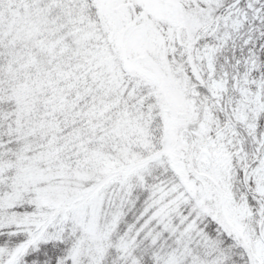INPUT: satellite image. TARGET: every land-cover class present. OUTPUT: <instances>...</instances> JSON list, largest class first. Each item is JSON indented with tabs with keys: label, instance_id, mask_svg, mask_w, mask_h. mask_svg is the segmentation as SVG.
<instances>
[{
	"label": "rangeland",
	"instance_id": "1",
	"mask_svg": "<svg viewBox=\"0 0 264 264\" xmlns=\"http://www.w3.org/2000/svg\"><path fill=\"white\" fill-rule=\"evenodd\" d=\"M95 1L101 16L115 21L110 31L117 33L114 41L121 51L120 62L139 72L141 90L165 117L160 124L172 119L175 128L169 150L176 142L183 161L173 169H188L183 182L245 239L252 264H264V0H117L115 8V0ZM53 23H57L55 16L46 12L29 22L22 28L23 44L17 50L7 47L0 37V66L6 62L0 74L12 78L9 61L17 60L15 67L20 69L30 66L27 64L37 55L42 57L41 64L49 63L41 70L50 84L66 80L73 62L88 57L91 48L77 42L72 29L66 39L61 38L64 34L57 38L56 33L52 43L50 34L41 38L40 32ZM63 60L65 66L55 73L53 69L61 67L54 62ZM108 88L106 84L104 90ZM8 93L14 95L15 91L10 88ZM162 101L176 102L174 113L164 111ZM112 126L122 138H134V134L137 139L146 131L144 125L132 121ZM35 149L34 153L49 152ZM101 150L91 149L88 161L79 159L77 169H67L60 162L58 167L56 161L41 166L35 158L16 161L11 167L18 174L17 192L30 188V194L39 197L29 214H18L16 219L27 227L33 215H38L47 228L27 237L7 264H19L34 244L52 233L57 235L60 227L54 221L69 214L81 235L71 254L83 250L82 242L97 262L110 263L123 251H145L147 248L131 243L134 235L147 232L151 240L166 226L170 193H153L148 187L136 203L138 195L127 179H114L108 185L101 181V186L99 166L115 170L121 162L114 156H101ZM26 153L19 152V158ZM164 161L161 158L157 164L162 166ZM106 244L109 248L102 256ZM178 254L176 247L175 252L152 248L143 256L151 264H183ZM125 257V264H133L140 255ZM199 264L208 261L200 259Z\"/></svg>",
	"mask_w": 264,
	"mask_h": 264
},
{
	"label": "trees",
	"instance_id": "2",
	"mask_svg": "<svg viewBox=\"0 0 264 264\" xmlns=\"http://www.w3.org/2000/svg\"><path fill=\"white\" fill-rule=\"evenodd\" d=\"M118 6L119 1L115 0L113 7ZM44 12L55 16L57 23L41 31V38L50 34L52 39L56 33L57 38L64 34L61 38L66 39V33L71 34L68 30L72 29L77 33L76 41L91 51L88 57L73 62L74 68L68 70L63 82L58 79L50 84L41 70L49 63L41 64L42 57L35 54L33 62L27 64L30 66L24 68L16 69L17 60L9 61L7 67L12 69V78L0 74V264L10 263L27 237L47 228L38 215L32 214L27 227L16 219L18 214H29L39 200L38 196L34 198L30 194V188L17 192L18 174L11 171L16 161L35 158L41 166L56 161L58 167L60 162L67 169H77L81 166L79 159L87 160L88 152L98 147L102 149L101 156L108 159L114 156L121 161L115 170L99 161L102 164L99 166L102 170L98 178L100 184L127 179L138 195L136 203L148 187L153 193H170L166 226L152 235L151 240L147 232L145 235L137 233L131 243L148 250L159 248L175 252L176 247L183 264H199L200 259L208 264H252L245 239L238 237L226 219L207 207L203 199L198 200L193 187L183 182L188 177V169H173L183 161L176 151V142L169 150L168 142L175 128L172 119L164 126L160 124L165 117L160 114L157 103L148 101L149 96L141 90L139 72L126 69L120 62L121 51L114 41L117 33L110 31L115 21L112 23L101 16L95 0H0V37L5 39V45L17 50L20 43L23 44L22 28ZM89 40L93 43H88ZM61 53L58 50L57 54ZM54 63L61 67L53 69L55 73L65 66L64 60ZM112 79L116 82L111 83ZM106 84L109 88L105 91ZM10 88L14 89V95L8 93ZM163 103L164 111L174 113L176 102ZM120 121L144 125L146 131L137 139L134 134H131L134 138L118 137L112 124ZM45 144L50 145L44 147ZM37 147L49 152L34 153ZM23 151L27 153L19 158V152ZM161 158L165 160L162 166L157 164ZM34 220L37 227L32 224ZM54 223L60 227L57 235L52 233L48 239L34 244L22 255L19 264H125L126 254L140 255L133 264H151V260L143 256L147 249L123 251L110 263L104 259L97 262L81 242L79 246L83 250L72 255L81 236L72 217L70 214L59 217ZM106 248L107 244L102 256Z\"/></svg>",
	"mask_w": 264,
	"mask_h": 264
},
{
	"label": "water",
	"instance_id": "3",
	"mask_svg": "<svg viewBox=\"0 0 264 264\" xmlns=\"http://www.w3.org/2000/svg\"><path fill=\"white\" fill-rule=\"evenodd\" d=\"M264 55V54H263ZM263 64H264V57H263Z\"/></svg>",
	"mask_w": 264,
	"mask_h": 264
}]
</instances>
